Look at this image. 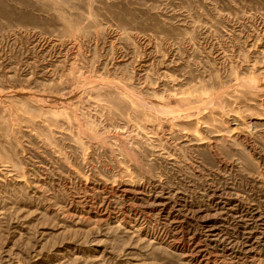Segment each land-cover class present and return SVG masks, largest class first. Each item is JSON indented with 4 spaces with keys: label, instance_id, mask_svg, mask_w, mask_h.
<instances>
[{
    "label": "rangeland",
    "instance_id": "1",
    "mask_svg": "<svg viewBox=\"0 0 264 264\" xmlns=\"http://www.w3.org/2000/svg\"><path fill=\"white\" fill-rule=\"evenodd\" d=\"M0 264H264V0H0Z\"/></svg>",
    "mask_w": 264,
    "mask_h": 264
}]
</instances>
